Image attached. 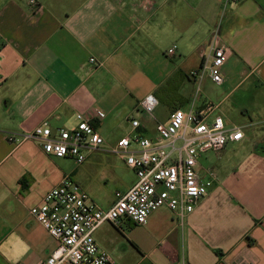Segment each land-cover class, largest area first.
I'll list each match as a JSON object with an SVG mask.
<instances>
[{
  "label": "crops",
  "instance_id": "crops-1",
  "mask_svg": "<svg viewBox=\"0 0 264 264\" xmlns=\"http://www.w3.org/2000/svg\"><path fill=\"white\" fill-rule=\"evenodd\" d=\"M30 1L0 0V264H37L57 248L31 209L65 176L103 209L118 191L94 195L88 173L126 177L119 191L136 180L109 151L79 166L24 133L44 122L69 127L81 114L110 149L137 133L156 138L158 124L192 106H213L245 135L199 158L198 173L212 176L208 194L183 222L162 208L145 226L103 225L96 242L112 264H264V0ZM216 45L228 51L220 85L208 69ZM150 94L160 105L147 116L140 103ZM69 161L74 170L62 167Z\"/></svg>",
  "mask_w": 264,
  "mask_h": 264
},
{
  "label": "built area",
  "instance_id": "built-area-1",
  "mask_svg": "<svg viewBox=\"0 0 264 264\" xmlns=\"http://www.w3.org/2000/svg\"><path fill=\"white\" fill-rule=\"evenodd\" d=\"M238 0H232L237 2ZM30 5L37 9V0ZM176 46L168 51L173 55ZM228 51L223 46L213 48L208 64L212 81L222 84V67ZM95 64L96 60L91 59ZM199 71L191 73L197 77ZM160 105L150 94L140 103L141 113L152 116ZM213 106L200 111L175 109L166 124H158L157 137L152 139L139 133L119 139L108 148L91 119L76 115L75 124L54 128L44 122L22 135V141H34L43 152L56 159H72L83 165L88 154L110 152L135 172L136 180L126 191L115 194L114 204L103 209L72 176L50 190L43 202L31 209V214L57 242V248L48 259L37 264H112L111 257L96 242V232L105 224L119 227L129 220L134 226H145L150 216L167 208L180 222L192 213L208 194L212 176L202 177L198 171L199 158L211 151H222L229 144L245 138L241 127L228 128L221 115H213ZM134 129L140 127L132 120ZM16 141V137H10ZM181 264H190L182 262Z\"/></svg>",
  "mask_w": 264,
  "mask_h": 264
},
{
  "label": "rangeland",
  "instance_id": "rangeland-1",
  "mask_svg": "<svg viewBox=\"0 0 264 264\" xmlns=\"http://www.w3.org/2000/svg\"><path fill=\"white\" fill-rule=\"evenodd\" d=\"M63 168L67 170H74L77 165L73 161H69L66 163H61ZM127 171L122 168L121 173H125ZM89 174V178L92 180L91 187L89 189L90 192H93L94 195H98L102 197L104 200H111L114 193L116 191L122 190L124 185L126 184L127 178H123V180H117L115 177L110 175V173L104 170H94ZM121 175V174H120ZM106 176V180L103 178Z\"/></svg>",
  "mask_w": 264,
  "mask_h": 264
}]
</instances>
